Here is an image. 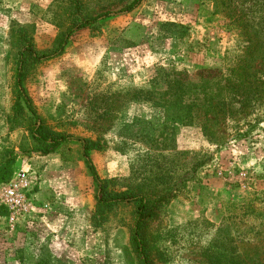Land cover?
<instances>
[{
    "label": "rangeland",
    "instance_id": "obj_1",
    "mask_svg": "<svg viewBox=\"0 0 264 264\" xmlns=\"http://www.w3.org/2000/svg\"><path fill=\"white\" fill-rule=\"evenodd\" d=\"M183 1L216 12L208 32L185 29L181 16L174 26L166 21L162 33L183 40L157 42L154 27L132 28V16L114 15L77 29L62 54L31 65L24 89L51 130L101 143L90 158L108 191L151 202L166 195L146 231L155 264H242L243 245L256 242L257 213L264 212V10L257 12L264 0ZM69 7L67 0H0V163L10 161L9 179L27 169L33 185L27 194L33 207L14 223L0 208V264L42 257L138 264L131 244L135 203L108 210L97 223V185L80 143H70L68 160L66 149L42 155L29 135L35 119L27 110L13 119L12 27H26L45 51L68 29ZM193 29L199 38L190 42ZM245 66L263 93L232 116L196 118L187 92L161 95L171 83L203 85L213 69L227 74Z\"/></svg>",
    "mask_w": 264,
    "mask_h": 264
},
{
    "label": "trees",
    "instance_id": "obj_2",
    "mask_svg": "<svg viewBox=\"0 0 264 264\" xmlns=\"http://www.w3.org/2000/svg\"><path fill=\"white\" fill-rule=\"evenodd\" d=\"M69 1V10L73 12L72 18L68 19L69 27L64 34L56 41L55 45L45 51H39L33 42V37L28 33L24 26H13L12 31L17 43L15 54V101L14 117L17 122L23 111L27 110L31 118H34V125L29 129V135L34 141L35 146L42 155H47L57 150H65L62 155L64 160L70 158L72 141H78L81 146V153L84 161L90 171L93 181L97 185L96 192V212L94 218L97 223L105 218V212L124 203H135L133 223L131 229V244L133 246L138 264H155L152 256V244L148 237L147 226L157 216L161 203L166 201V195L157 197L151 202L146 196L136 192H111L106 189L105 184L100 180L96 167L91 158V150L101 149V143L98 140L75 137L51 130L43 120L40 119L35 106L24 89V81L28 75V69L35 63L54 58L63 53L68 44L69 38L74 31L81 28L92 27L101 24L107 18L114 15L129 13L137 8L142 0H67ZM264 8L257 3V12L263 11ZM216 12L213 10L212 14ZM261 26L257 27L260 30ZM211 79L204 81L203 85L193 83H171L161 95H173L174 99L187 92L188 108H192L197 117L213 115L220 117L234 115L235 112L241 111L248 105V102L256 99L263 91L258 88L252 74L248 75L246 66L238 69L231 68L227 74L218 69H213ZM209 74V73H208ZM234 75V78L231 76ZM264 89V87H262ZM205 99L206 110L200 104L197 91ZM177 92V93H176ZM230 102L231 99H235ZM234 103L238 107H233ZM231 104V105H230ZM203 113V114H201ZM22 120V119H21ZM251 129H247L242 135L246 137ZM8 160V159H7ZM0 163V183L9 180L5 177L7 174V165L10 161ZM257 216L262 217V222L257 228V240L254 243H245L243 245L242 264H264V212H258ZM21 264H29L21 261ZM31 264H60L56 259L51 260L49 257H42L35 263Z\"/></svg>",
    "mask_w": 264,
    "mask_h": 264
},
{
    "label": "crops",
    "instance_id": "obj_3",
    "mask_svg": "<svg viewBox=\"0 0 264 264\" xmlns=\"http://www.w3.org/2000/svg\"><path fill=\"white\" fill-rule=\"evenodd\" d=\"M210 12L211 11L208 10L206 4H196L195 7H190L187 2H181V0H143L137 8H135L129 13H126V15H128L126 18H130V16H132L133 19H131L132 21H130L129 23V25H131L130 27L132 28L138 27L140 25L154 27L156 30V33L154 34L158 38L157 42H180L181 40H183L181 36H177L173 33L168 34L165 31L164 33H162V29L166 28L165 22H171L174 26L178 24L176 20L180 19L181 16H183V18L185 19V23L181 24H185L183 25L185 29L188 30L190 26L205 27L203 31L208 32V27L211 26L214 22V19H210L209 17V15H211L212 13ZM194 13H197V22L195 21L196 19L191 18L194 16ZM193 31L195 33L192 34L190 37H187L190 42L194 38H199L198 33L194 29ZM156 54L157 56H160V50L157 51Z\"/></svg>",
    "mask_w": 264,
    "mask_h": 264
},
{
    "label": "built area",
    "instance_id": "obj_4",
    "mask_svg": "<svg viewBox=\"0 0 264 264\" xmlns=\"http://www.w3.org/2000/svg\"><path fill=\"white\" fill-rule=\"evenodd\" d=\"M32 180L27 169H20L7 182L0 183V208L8 211V220L14 223L17 216L29 212L32 200L27 194L33 189Z\"/></svg>",
    "mask_w": 264,
    "mask_h": 264
}]
</instances>
